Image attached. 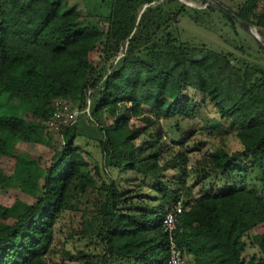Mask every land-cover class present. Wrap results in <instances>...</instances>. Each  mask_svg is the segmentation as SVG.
Returning a JSON list of instances; mask_svg holds the SVG:
<instances>
[{"label": "trees", "instance_id": "obj_1", "mask_svg": "<svg viewBox=\"0 0 264 264\" xmlns=\"http://www.w3.org/2000/svg\"><path fill=\"white\" fill-rule=\"evenodd\" d=\"M81 2L105 29L67 0H0V165L13 160L0 187L35 200L0 206V264L56 254L60 264H167L162 223L178 201L188 264H264V54L216 51L177 27L216 15L233 35L247 23L264 46V0ZM58 102L89 114L59 128L42 170L16 146L51 147ZM196 139L217 141L201 154ZM72 212L65 243L84 251L57 253V225Z\"/></svg>", "mask_w": 264, "mask_h": 264}, {"label": "rangeland", "instance_id": "obj_2", "mask_svg": "<svg viewBox=\"0 0 264 264\" xmlns=\"http://www.w3.org/2000/svg\"><path fill=\"white\" fill-rule=\"evenodd\" d=\"M69 4H73L75 7V10L78 14L81 16H84V18L91 23H94L99 28L105 29L106 27V20L103 17H95V18H87L85 10L82 7L81 0H67ZM163 0H159V2H162ZM179 3L186 5L187 7L191 9H203L206 7V4L203 2V0H177ZM207 1V0H206ZM221 3L226 4L227 6H232V4L240 3L243 0H217ZM151 6H154L152 4ZM210 21V22H209ZM209 21L201 28L194 26L192 24H189V22L182 21L177 23V27L180 30V32H183V38L186 40H190L194 43H204L208 46H210L212 49L216 51H222V52H232L236 53L234 48H241L242 50L246 51L250 56L253 58L259 57V55L256 53L255 48V41L252 38V36L248 32H244L239 26L236 27V35H233L229 28L223 24L221 21V18L216 15H212L209 18ZM256 29H252V32L256 34ZM256 38L260 41L259 37L255 35ZM99 49V48H98ZM241 54V53H240ZM100 52L99 50L95 53V61L99 59ZM87 110L85 113H81L77 116V120H75L74 123H77L79 119L87 118ZM137 127L141 128L140 125H137ZM166 130V129H165ZM59 128L57 130H51L48 132L51 136V147L46 146H25L22 144H19L16 146V150L20 154H26L31 155L38 161V166L43 170V168L47 167L50 163V158L52 156V151L54 149H59L61 145V139L58 135ZM167 135L170 136V131H166ZM217 140L208 141V140H198L196 139V142L199 146L195 147V150H200L201 154H205L207 152H211L214 144ZM203 142V143H202ZM232 150H236V146H231ZM95 154V157L98 159V155L95 151H93ZM196 153V152H195ZM191 164H194V159L191 162ZM1 170L3 171L5 176H9L12 174L13 171V160H7L4 161L1 165ZM194 194L198 195V188H196L194 191ZM14 201H21L27 205H31L35 202L34 199L27 197L19 192L17 185L13 184L10 188H1L0 187V206L2 207H9L12 205ZM79 214L76 212H72L70 214H65L59 224L57 225L56 229V251L62 250L64 247L67 251H71V249H74L75 251H84V244L83 243H74L71 244L69 241L66 242V239L68 238V231L69 227L72 224H76ZM64 245V246H63ZM253 253H256L254 249H250L249 247L244 251V256H250ZM60 254L54 255L52 257V264H60ZM74 260V259H72ZM76 261H67V264H77Z\"/></svg>", "mask_w": 264, "mask_h": 264}, {"label": "built area", "instance_id": "obj_3", "mask_svg": "<svg viewBox=\"0 0 264 264\" xmlns=\"http://www.w3.org/2000/svg\"><path fill=\"white\" fill-rule=\"evenodd\" d=\"M78 115L79 112L75 109L71 110L67 103H55L53 114L46 122V129L51 131L67 126L73 123ZM182 212V201H178L171 210L166 212L163 219L162 227L166 234L168 250L167 264H188L185 252L178 246L176 241V233Z\"/></svg>", "mask_w": 264, "mask_h": 264}, {"label": "water", "instance_id": "obj_4", "mask_svg": "<svg viewBox=\"0 0 264 264\" xmlns=\"http://www.w3.org/2000/svg\"><path fill=\"white\" fill-rule=\"evenodd\" d=\"M240 26H242L254 39L256 45L258 46V48L260 49V51L264 54V46L260 43V41L256 38L255 34L252 32V30L250 29V26L243 22V21H238Z\"/></svg>", "mask_w": 264, "mask_h": 264}, {"label": "clouds", "instance_id": "obj_5", "mask_svg": "<svg viewBox=\"0 0 264 264\" xmlns=\"http://www.w3.org/2000/svg\"><path fill=\"white\" fill-rule=\"evenodd\" d=\"M20 71H22V69H17L16 74L18 75Z\"/></svg>", "mask_w": 264, "mask_h": 264}]
</instances>
